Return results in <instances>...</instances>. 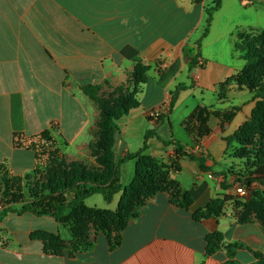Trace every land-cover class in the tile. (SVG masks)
<instances>
[{"label": "crops", "instance_id": "crops-1", "mask_svg": "<svg viewBox=\"0 0 264 264\" xmlns=\"http://www.w3.org/2000/svg\"><path fill=\"white\" fill-rule=\"evenodd\" d=\"M206 5L185 0H0V163L14 175L34 177L37 163L33 151L15 146V135L24 142L45 131L66 165L93 172L103 167L96 144L104 117L85 94L87 85L100 86V97L108 93V99L122 88L124 96L139 104L117 121L118 159L140 151L146 133L155 131L158 138L148 141L143 156L170 165L175 147L165 143L187 150L196 146L184 126L196 107L219 112L241 108L224 128L218 118H210L211 134L200 145L211 172L203 173L199 162L189 158L179 161L181 172L172 176L188 194L187 207L181 206L182 198L159 192L118 241L99 232L89 250L73 254L64 244L54 251L51 237L61 235V224L53 217L9 213L0 223V264H256L264 259V228L258 221L237 223L231 201L220 215H208L213 200H224L235 190L222 188L221 174L229 184L231 172L245 168L229 138L250 119L257 100L235 81L246 65L235 44L241 33L264 31V0L222 1L198 50L205 67L195 80L187 50L201 39ZM140 66L149 67L144 83L135 78ZM179 87L185 89L169 114L171 93ZM151 110L168 117L154 120ZM134 169L135 161L121 165L120 184L132 180ZM118 197L109 207H94L114 209ZM91 198L84 202L90 208ZM213 234L223 241L207 254ZM232 244L243 247L230 255Z\"/></svg>", "mask_w": 264, "mask_h": 264}, {"label": "trees", "instance_id": "trees-1", "mask_svg": "<svg viewBox=\"0 0 264 264\" xmlns=\"http://www.w3.org/2000/svg\"><path fill=\"white\" fill-rule=\"evenodd\" d=\"M223 0H212L211 7L206 10L208 16L204 33L201 39L196 43L195 48L188 49L187 54L191 58V68L193 69L197 64V60L200 55L198 50L201 46L202 39H204L208 32L212 22V15L222 3ZM205 0H191V3L199 5L204 3ZM239 41L235 44L236 51L242 53V59L246 62L243 71L236 77L235 81L240 88H247L254 93V97L257 100L256 107L250 117L245 123L243 130L238 134L237 132L231 138H229V144L232 146V140L235 136H240L241 140L246 142L252 137L259 136L261 141L260 148H254L257 153V159L254 162L245 164V170L239 173L231 172L230 183H226V175L221 174L224 177L225 182L222 184V188L229 191L234 186H244L251 198L250 204L257 206L260 210L264 211V190L258 189V185L264 187V31L251 33V34H239ZM242 43V44H240ZM158 66L160 63L157 62ZM260 69V70H259ZM148 66H140L138 72L135 75L137 82L144 83L146 80V73L148 72ZM100 86L87 85L84 87L85 94L98 103L101 113L104 117V123L100 130V139L96 144L98 149L103 152V157L100 160L105 171L110 170L111 176L103 178L98 177L97 172L85 171L80 169L76 165H66L63 157L60 154V150L56 148V141L50 135L48 131L43 132L41 135L32 138L30 141H24L20 139V135H15V146L24 147L30 151H33L36 156V168L35 175L39 176L43 172H47L50 178H53L52 182H48L49 188L46 190L47 194L36 196L33 201H29L27 196V184H29L30 178L20 175H14L9 168L0 163V183L2 185V192L0 198V204H2V211H0V223L4 217L9 213H12L13 206H21L22 213H30L38 217L50 216L53 217L59 224H64L67 220L68 214L74 213L78 210H85L84 202L93 195H103L105 201L111 203L114 197L123 192L121 202L115 213L103 211V210H91L96 214V218H102L103 221L118 222V226L122 227L121 232L126 228L128 223L139 217L141 209L147 202L140 205L141 209L136 215L133 214L127 205L133 206V202L128 200L131 198L135 191L140 188L149 187L148 181H144L148 176L147 174L158 170V164L152 158L143 156V153L148 149V141L152 138H158L155 131H148L145 136V143L143 148L132 154H127L119 162L116 161V154L114 152L116 137L118 135L117 121L121 116L127 113L130 109L137 107L139 104L132 96H124L119 102L112 98L104 100L100 97ZM185 88L179 87L176 91L171 93V97L168 104V113L170 114L177 103L180 91ZM134 101V102H133ZM120 103V105H119ZM109 107V108H108ZM241 110L240 107L234 108L230 112L213 111L212 109L204 106L196 107L192 113L187 117L184 122V126L188 135L193 139L196 145H200L202 140L211 134V128L209 121L211 117L218 118L222 123V128L229 125L235 119L237 113ZM168 116H161L157 120H163ZM247 130V136L242 137V132ZM239 131V130H238ZM246 142V143H249ZM166 146H174V158L171 160V164L167 166L169 175L177 174L181 172L179 161L183 158H189L193 161H197L200 164L201 171L203 173L211 172L212 169L208 166V157L204 154H192L187 149H184L177 143H165ZM253 145V144H251ZM234 155L238 158H247V156H241L239 152H234ZM135 161V177L132 183L126 187L119 184V181L115 179L117 176V168L120 164ZM249 165V166H246ZM150 174V175H151ZM154 175L151 176V178ZM150 178V177H149ZM152 180V179H151ZM170 184L167 189H159L154 195L159 192H170L174 198L180 199L181 206L187 207L189 205L188 194H183L179 188V184L172 179H168ZM50 181V179H48ZM152 182L155 184L154 180ZM54 183V184H53ZM227 184V185H226ZM173 189L175 191L173 192ZM69 192L72 195L69 196ZM139 200V197H137ZM232 197L226 196L224 200L216 199L211 202L208 207L209 216H218L222 213L224 204ZM203 214H196L195 218L199 219ZM103 223L105 229L102 232L108 237L109 241V227L110 223ZM114 224V223H113ZM264 226V225H263ZM71 231V237L74 239L76 236ZM52 244L55 252H60L59 247L61 241L59 236H52ZM223 241V237L220 234H213L209 237V247L207 254L214 253ZM242 245L232 244L228 247L230 255H233L238 249L242 248ZM90 247L86 246L84 250H89ZM235 264V263H232ZM256 264H264V259Z\"/></svg>", "mask_w": 264, "mask_h": 264}, {"label": "rangeland", "instance_id": "rangeland-1", "mask_svg": "<svg viewBox=\"0 0 264 264\" xmlns=\"http://www.w3.org/2000/svg\"><path fill=\"white\" fill-rule=\"evenodd\" d=\"M185 1L187 3H191V0H185ZM205 1H207V5L205 7V14H206V10L211 7L212 0H205ZM191 4H193V3H191ZM207 18H208V16L206 14V20H207ZM207 26L208 25L206 24V21H205V24L203 25V27L201 29V34L204 33L205 28ZM239 42H243V41H239ZM240 44H242V43H240ZM238 53L242 56V53L240 51H238ZM114 92L117 93L118 95L119 94L123 95V92H125V91H124V89L120 88L119 90H115ZM107 94L108 93H106V95L104 94V96H103V99L106 101L108 99ZM122 98L123 97L116 96L113 99L114 100L119 99L118 101L120 102L122 100ZM119 105H120V103H119ZM244 125L241 126L239 131H237V134L243 130ZM245 135L247 136V130H244L242 132V137H244ZM118 139H119V133L116 137V144H115L114 152L116 149ZM248 141H249V139L246 142H248ZM246 142L242 141L240 136L237 135V136H235V138H233L231 143L233 145V152H239L241 156H247V158H243L245 160L244 163L251 165V163L254 162L258 156L256 153V150L254 148L259 149L260 145H261V141L259 139V136H257L255 134V136L251 138L249 143H246ZM251 144H253V145H251ZM115 154H116V152H115ZM120 160L121 159H118L117 155H116V161L119 162ZM123 164L124 163L120 164L119 167L117 168V176L115 177V179L119 181V184H120V180L118 179L119 178L118 174L121 172V165H123ZM157 164H158V166H157L158 170L153 171L152 174L150 173L151 175L149 173L147 174L145 171L143 172L144 174H146L148 176L147 178L144 179V181L147 182L149 180L148 185H147L149 187L140 188V189L136 190L135 194H133L131 196V198L128 199V200H130V202H133V206H129L127 204H126V206H128L130 211L135 215L137 213H139V211L141 209L140 205H142V203H144V202L150 201L155 196L154 194L156 193L157 190H159V189L165 190L167 188L172 189V187H168V185L170 184L169 183L170 181L168 179L170 178L173 180V176L169 175V172L167 171V166L169 164L165 163L164 161L157 162ZM249 165H246V166H249ZM96 172L98 174V177H103V178L108 177L109 178V176H111V171L110 170L105 171L104 167L97 170ZM121 175H122V172H121ZM152 175H154V177L151 178ZM134 177H135V169H134V174H133L132 180L127 185H122V184L121 185L124 187L130 185L132 183ZM48 179H50V181H48ZM52 179L53 178H50V175L47 172H43L39 176L30 178V181H29V184H27V190H26L29 201H33L36 196H39L42 194H47L46 190L49 188V186L47 184H48V182H52L53 181ZM151 179L154 180L155 184L152 182ZM233 188H231L230 190H233ZM236 188L237 187L235 186V190H234L233 194L230 196L233 198V200H230L231 206L234 210H236L238 212L236 214L235 221L239 224H243V223H247V222L254 220V221H258L261 224V226L264 228V226H263L264 225V211L260 210L257 206L250 204L251 198L249 197V192H248V195L246 197L242 198L237 194ZM258 189L264 190V187L261 185H258ZM174 191H175V189H173V192ZM1 192H2V185L0 183V198H1ZM68 195L71 196L72 192H69ZM117 195H119V197H118V200L116 203L117 205L114 209L98 208L99 205H102L100 207H105V208L109 207L110 203L104 201L102 195L96 194V195L91 196L92 198L88 202V205L93 206L92 208L87 207L84 203L85 210L82 209V210L75 211L74 213L68 214L67 220L64 222V224L60 225V233L62 236L61 235L59 236V240L61 241V243L59 244L60 245L59 247L61 249H63L62 244H64V248L68 249L70 254H73L74 251H77V250L84 251L86 246L91 247L93 245V240H94L95 235L99 232H102V230L105 229V226H102V224L103 223L108 224V222H109V221H103L102 219L104 217L96 218L97 216H96V214L93 213V211L103 210V211L115 213L118 209L120 202H121L123 192H120ZM137 197H139V200H137ZM98 200H100V202H98ZM226 203L224 204L222 209H224L226 207ZM94 205H96L98 207H94ZM21 210H22L21 206H13L12 207V211H14L12 213L21 212ZM91 210H93V211H91ZM0 211H2V204H0ZM39 222L40 221L36 222L35 224L41 225ZM109 223L111 224L109 227V232H108L110 235V239H111V241L116 242V241H118V239L120 237L122 227H119L118 222H116V221L113 222L114 224L112 222H109ZM13 224H14V222L10 221L8 223V226H13ZM71 231H73L74 236H76L74 239H72V237H71Z\"/></svg>", "mask_w": 264, "mask_h": 264}, {"label": "built area", "instance_id": "built-area-1", "mask_svg": "<svg viewBox=\"0 0 264 264\" xmlns=\"http://www.w3.org/2000/svg\"><path fill=\"white\" fill-rule=\"evenodd\" d=\"M204 67H205V62L199 58L197 60V64L194 67V71L192 73V77L195 80L199 79L200 72L202 71V69ZM148 115H149L150 118H152L154 120H157L161 116V112L160 111L151 110V111L148 112ZM188 151H189V153H192V154H200V153H202L204 155L207 154L205 149L201 145H196L195 148L190 149ZM208 178H209L210 181L214 180V177H213L212 174H208ZM236 192L242 198H244V197H246L248 195V190L244 186H241V185L237 187Z\"/></svg>", "mask_w": 264, "mask_h": 264}]
</instances>
